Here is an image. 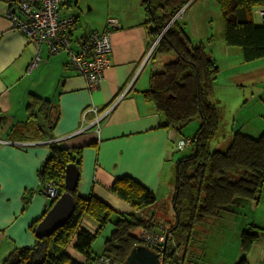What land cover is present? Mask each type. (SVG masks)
Wrapping results in <instances>:
<instances>
[{
  "label": "crops",
  "instance_id": "crops-1",
  "mask_svg": "<svg viewBox=\"0 0 264 264\" xmlns=\"http://www.w3.org/2000/svg\"><path fill=\"white\" fill-rule=\"evenodd\" d=\"M17 1L0 0V264H4L15 248L37 243L30 226L48 207L46 198L38 192L39 172L53 142L81 150L77 187L81 197L94 194L115 210L129 212L130 204L110 191L115 180L126 175L155 192L157 203L147 213L155 214L165 234L175 218V212L173 217H168L164 211L173 207L176 166L180 159L175 154L176 143L194 134L185 135V128L182 134L164 128V119L144 97L150 88L151 74L161 71L170 58L174 59L173 54L155 59L152 56L157 38L152 34L144 0H104V7L87 1L85 6L91 13L86 16L80 0L64 2V12L76 18L69 33L75 50L90 31L111 30V66L94 91L87 88L68 51L54 54L43 45L39 63L30 69L38 49L12 25L9 15L19 12ZM260 8L264 6L254 12L258 24L262 23L256 13ZM110 19H115L117 24L110 25ZM189 36L199 41L201 35L196 30L194 36ZM204 41L206 45L209 42L206 49L220 69L211 94L220 116L217 134L220 146L228 145L236 129L252 136L261 135L264 133V57L244 60L242 48L226 44L224 30L218 44L212 36ZM32 95L51 100L52 127L38 110L30 118ZM94 106L97 112L89 111ZM246 109L255 114L244 112ZM97 116H103L98 127L94 123ZM256 116L262 119L261 123L253 122ZM255 209L259 237L247 254V264H264V188ZM80 226L93 234L99 228L98 222L88 215L82 218ZM193 248L182 255L185 264L192 260ZM103 249L104 243L97 250L103 252ZM67 252L81 262L85 260L73 246Z\"/></svg>",
  "mask_w": 264,
  "mask_h": 264
},
{
  "label": "trees",
  "instance_id": "trees-1",
  "mask_svg": "<svg viewBox=\"0 0 264 264\" xmlns=\"http://www.w3.org/2000/svg\"><path fill=\"white\" fill-rule=\"evenodd\" d=\"M218 1L223 12L226 44L242 48L246 61L264 57V23L258 24L254 17L255 9L264 6V0ZM187 2L143 1L155 38L168 27ZM206 46L204 41L193 40L176 19L152 52L154 59L164 54L176 56L168 60L161 71L151 74L150 88L144 92L146 100L154 104L164 119V128L170 127L182 134L190 122L200 119L195 134L182 137L192 139L190 145L193 151L177 161L173 196L175 218L167 230L166 249L162 254L165 264H185L182 255L189 252L195 229L234 214L247 201L258 203L264 188V133L252 136L242 129H236L226 147H221L218 142L220 116L211 94L220 69ZM52 105L51 100L32 95L30 118L37 115L38 110L52 127ZM44 135L48 136V131L44 130ZM81 153L78 148L52 143L51 153L39 173L46 180L57 181L59 196L67 190L66 166L76 163L80 169ZM110 191L129 203L131 211L119 212L94 194L81 197L76 189L72 192L76 209L68 222L50 236L37 237V243L32 247L15 248L4 264H92L100 256H108L112 261L122 263L135 246L142 244L143 230L164 233L154 218L155 214L148 215L147 211L157 203L155 192L127 175L117 178ZM52 205L53 202L30 226L34 233ZM114 213L119 216L113 222ZM86 215L99 224L95 234L80 226ZM112 222L114 229L104 241L103 252H95L96 239ZM139 228V232L135 233ZM258 237L257 230L242 235L245 252L251 249ZM70 246L84 256L83 262L67 252ZM240 264H247L246 258Z\"/></svg>",
  "mask_w": 264,
  "mask_h": 264
},
{
  "label": "built area",
  "instance_id": "built-area-1",
  "mask_svg": "<svg viewBox=\"0 0 264 264\" xmlns=\"http://www.w3.org/2000/svg\"><path fill=\"white\" fill-rule=\"evenodd\" d=\"M66 0H23L17 1L18 13L10 14L12 25L22 31L28 43H33L38 52L30 64V69L36 66L41 59L39 52L43 45H47L51 52L58 54L68 51L71 61L79 73L85 78L87 88L94 91L99 88L105 77L106 70L111 66V55L113 52L111 30H92L75 50L72 46L70 32L75 24V18L64 12L62 4ZM16 5V4H15ZM256 13L264 23V8ZM179 17V15H178ZM110 25L115 26L117 21L110 19ZM167 28L160 33L156 43L163 36ZM155 46V45H154ZM89 111L97 112L95 106ZM103 118L97 116L95 125L98 127ZM84 131V130H80ZM192 143L191 138H181L176 143L183 150ZM38 192L47 200L48 206L59 197V187L56 180H46L39 174ZM168 234V231H166ZM142 244L154 249L162 257L164 250L165 234L152 230H143L141 234ZM92 264H121L108 256L98 257Z\"/></svg>",
  "mask_w": 264,
  "mask_h": 264
},
{
  "label": "rangeland",
  "instance_id": "rangeland-1",
  "mask_svg": "<svg viewBox=\"0 0 264 264\" xmlns=\"http://www.w3.org/2000/svg\"><path fill=\"white\" fill-rule=\"evenodd\" d=\"M87 1H92L102 7L105 4L104 0H80V5L84 6L85 16L91 13L88 11V7L85 6ZM178 15L179 22L189 35L194 36L195 31L198 30L199 35H201L198 40L204 41L207 40V37L212 36L218 44L224 30L223 12L218 0H188L186 5L178 12ZM79 17H82L81 13H79ZM258 108L260 110V106ZM244 112H248L250 115L255 114L249 112L248 109ZM253 122L256 124L261 123L262 119L256 116ZM199 125L200 119H194L185 127L184 134H195ZM221 126L224 128V123ZM176 148L175 154H178L180 158L191 154L193 151L192 145L181 150L176 144ZM255 204H257L256 201H247L234 214L219 219L210 225H201L198 230L195 229L193 240L190 243L194 247V254L191 257L192 260L188 261L187 264H240L244 258L248 262L247 254L250 249L248 252L244 251L242 235L245 232L251 233L259 229L254 220L256 219ZM164 212L168 217L174 215L172 206ZM118 216L117 213L112 215L113 222L117 220ZM113 222L96 239L95 252H102L97 249L113 231ZM139 230L140 228L136 229L135 233H138Z\"/></svg>",
  "mask_w": 264,
  "mask_h": 264
},
{
  "label": "water",
  "instance_id": "water-1",
  "mask_svg": "<svg viewBox=\"0 0 264 264\" xmlns=\"http://www.w3.org/2000/svg\"><path fill=\"white\" fill-rule=\"evenodd\" d=\"M176 17L177 15L173 17L168 27L176 20ZM79 180L80 169L78 165L76 163H69L65 169V185L67 190L53 201L51 208L38 223L35 230L37 237L52 235L58 228L66 224L74 214L76 201L72 192L77 189ZM167 238L168 235L166 234L164 251L166 249ZM121 264H165V260L154 249L144 244H139L133 248L127 259Z\"/></svg>",
  "mask_w": 264,
  "mask_h": 264
}]
</instances>
